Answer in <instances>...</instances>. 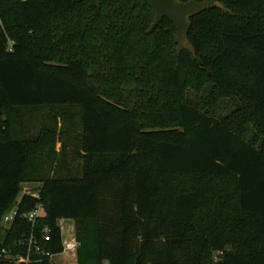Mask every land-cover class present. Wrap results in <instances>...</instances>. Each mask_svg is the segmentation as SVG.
<instances>
[{
  "label": "trees",
  "instance_id": "obj_1",
  "mask_svg": "<svg viewBox=\"0 0 264 264\" xmlns=\"http://www.w3.org/2000/svg\"><path fill=\"white\" fill-rule=\"evenodd\" d=\"M98 2L0 0V264L31 235L52 264L60 219L78 264H264V0H209L194 54L145 0Z\"/></svg>",
  "mask_w": 264,
  "mask_h": 264
},
{
  "label": "built area",
  "instance_id": "obj_2",
  "mask_svg": "<svg viewBox=\"0 0 264 264\" xmlns=\"http://www.w3.org/2000/svg\"><path fill=\"white\" fill-rule=\"evenodd\" d=\"M3 119L4 117L0 116V120ZM22 193L23 195H30L36 199H39L38 194H33L30 190L25 189ZM20 199L21 198L17 200V203L20 202ZM18 215H19L18 208L17 205H15L3 216L2 225L5 228L9 227L18 217ZM44 217H45V212L41 205H37L36 208L29 213H23L22 215H20L21 219L30 222L33 226L35 225L37 220ZM57 226L60 231L61 244H62V252L60 254L67 257L70 260L69 264H78L76 254H77V249L79 247V243L76 236L75 223L70 219H60L57 222ZM40 233H41L42 241L44 242L50 241L51 236H50V229L48 227L43 228ZM22 244L27 245V247L29 248V252L26 257H15L9 251L3 250L2 251L3 258L8 262H11L12 264H27L30 259V251L32 250V248L34 250V254H36L37 256L44 255L38 243L33 240L32 235L28 238H23ZM54 256L55 255L49 257V261L52 264H54L52 262V258ZM216 262H217V258H214V264H216Z\"/></svg>",
  "mask_w": 264,
  "mask_h": 264
},
{
  "label": "water",
  "instance_id": "obj_3",
  "mask_svg": "<svg viewBox=\"0 0 264 264\" xmlns=\"http://www.w3.org/2000/svg\"><path fill=\"white\" fill-rule=\"evenodd\" d=\"M82 1V0H81ZM99 7L98 0H92ZM154 13V21L150 26L149 32L156 29L163 19H167L176 31L175 44L176 52L187 51L194 54L193 46L191 45L188 35L191 28V19L203 12L218 8L224 9V6L215 2L211 4L209 0L202 2L182 0H145Z\"/></svg>",
  "mask_w": 264,
  "mask_h": 264
},
{
  "label": "rangeland",
  "instance_id": "obj_4",
  "mask_svg": "<svg viewBox=\"0 0 264 264\" xmlns=\"http://www.w3.org/2000/svg\"><path fill=\"white\" fill-rule=\"evenodd\" d=\"M230 108L227 106L226 108H224L223 110H221L219 113H223V112H226L228 111ZM41 111V110H40ZM38 111H35V110H19L18 111V114L20 115L21 119H24L26 120L25 122H29V124H25V127H27V125H30L31 127L34 126V124L37 123V121H42L43 118L45 117L46 119V112L47 110H43L41 112H39V115H37ZM44 112V114H42ZM45 122H51V121H45ZM57 123L59 125H61L60 123H62V120H57ZM64 124V123H62ZM77 125V124H76ZM38 129V128H37ZM34 130H36V126L34 128ZM251 132H249V135L247 137V139H250V136H251ZM58 144V143H57ZM60 144V143H59ZM61 147V146H60ZM65 164H69V166L73 169V170H77L78 168H80V163L78 161V159L76 160H73V158H71L69 161H65L64 162ZM50 168L51 166H46V171L47 173L49 174L50 173ZM41 182H28V183H25V184H22V191L21 193L19 194V198L22 196V192L26 189V190H30L33 194H37V189L41 187ZM52 262L54 264H69L70 260L59 254V255H55L53 258H52Z\"/></svg>",
  "mask_w": 264,
  "mask_h": 264
},
{
  "label": "crops",
  "instance_id": "obj_5",
  "mask_svg": "<svg viewBox=\"0 0 264 264\" xmlns=\"http://www.w3.org/2000/svg\"><path fill=\"white\" fill-rule=\"evenodd\" d=\"M56 151H57V152L60 151V144H59V143L56 145Z\"/></svg>",
  "mask_w": 264,
  "mask_h": 264
}]
</instances>
